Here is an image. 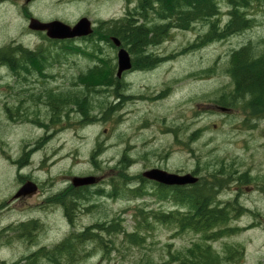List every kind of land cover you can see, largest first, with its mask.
<instances>
[{
	"label": "rangeland",
	"instance_id": "374dc122",
	"mask_svg": "<svg viewBox=\"0 0 264 264\" xmlns=\"http://www.w3.org/2000/svg\"><path fill=\"white\" fill-rule=\"evenodd\" d=\"M124 1L109 4L108 12L122 14ZM229 9L227 3L220 4L216 18L220 27L230 19ZM246 12L254 20L253 26L222 41L206 37L214 19L196 22L187 29H171L153 50L160 58L156 66L124 75L117 91L119 98L108 95L111 88L103 86L98 77L104 63L111 66L116 57L106 42L102 43V54H70L67 62L44 71L49 77L32 76L48 79L47 88L54 92L77 93L90 88L95 91L89 93L92 97L88 102L118 104L113 117L104 114L102 122L96 119L90 126L75 115L65 118L63 113H53L50 120L45 98L42 102L38 98L26 101L29 107L19 114L16 108L22 106L20 100L15 93L7 94L0 84V258H5L0 264H28L22 260L33 250L42 246L48 250L64 240L79 239L77 235L98 223L104 228L99 230L100 240L84 239L82 246H74L75 252L59 263H198L210 246L221 264H255L259 252L264 251V116L257 118L245 102L235 104L231 115H217L209 109L218 101L230 100L234 89L229 71L232 52L249 43L257 54L264 52V5L254 3ZM83 46L86 54L93 53L91 45ZM110 70L116 76V70ZM8 74L0 72L3 77H13ZM76 80H92L98 85L82 89L74 85ZM136 97L144 102H136ZM15 116L16 120L9 118ZM124 157L136 162L129 171L120 166ZM222 162L249 172L251 179L242 184L239 193L229 187L231 191L227 188L229 193L220 197L227 201L238 196L244 209L240 214L229 213L220 223L224 232L218 237L213 235L216 228L181 229L180 219L189 208L157 197L148 184L146 190L152 193L143 196L109 197L99 191H113L109 182H119L121 172L140 169L139 173L154 165L176 170ZM88 174L107 180L90 190L93 199L80 200V209L74 210L71 221L64 205L51 198L65 190L71 176ZM27 177L39 184V191L32 197L15 199ZM173 212L180 216L178 221L159 219ZM31 220L36 228L24 229ZM114 224L116 231L107 232ZM27 229H32L29 238L23 231ZM133 233L141 238L138 243L130 240ZM48 258L40 253L33 259L38 260L36 264H50Z\"/></svg>",
	"mask_w": 264,
	"mask_h": 264
},
{
	"label": "flooded vegetation",
	"instance_id": "af4514ba",
	"mask_svg": "<svg viewBox=\"0 0 264 264\" xmlns=\"http://www.w3.org/2000/svg\"><path fill=\"white\" fill-rule=\"evenodd\" d=\"M115 1L116 0H0V72L9 71L8 76L14 77H8L10 78L8 79L7 77L0 75V84L5 87L4 89L7 94L12 95V93H15V96H17L18 100H20L19 102L22 106H17L16 108V110L19 111V114L23 113L26 110V107H29L25 104L26 101L32 102V99L36 100V98H38L42 102L45 98L44 103L46 104L47 112L51 114L50 120L52 119L53 113H63L65 118L72 119V116L75 115V117L80 119L79 122L87 124L85 126H90V123H95L94 121H96V119H98L99 122H102V118L106 117L108 113L111 114V117L114 116V114L118 111V104L114 105L113 102H109V106L106 102L104 105L103 103L97 105L92 103V101L88 102L87 98L92 97L89 93L92 94L95 90L90 88H86V90H84L83 88L91 85H98L97 82L92 80H76L77 83L74 85L81 87L83 90H79L77 93H71L70 91L54 92L53 90H50L52 88H47L50 85L47 82L48 79H34L32 76L35 73H38L41 74V76L49 77V74L45 75L46 73L44 71L51 69L53 66L60 64L61 62H67L70 54L84 53L88 56H93L98 52L102 54L104 51L102 43L104 42L110 44L111 48L115 50L116 56L114 57V60L111 61V66L108 62H105L104 68L109 67V69L112 68L116 71L118 70V51L121 47L126 48L130 54L132 63L131 69L122 73L121 77L117 76L116 78L102 80L103 86L111 88L110 93L106 92L108 95L110 94L113 97L116 96L119 98L117 91L122 85V77L127 73L154 68L160 58L154 54L153 50H155L158 45H161V40L166 36H161L159 32H143V34L148 35L149 41L146 43V46L143 47L142 54L136 55V53L130 50V47H126L122 43L123 41L119 34L121 33L122 35H125L128 33H123V31L118 30L117 25L119 22L126 21V19L139 23L144 21L150 22L149 20L151 19V21L159 20L160 18L155 13V8H152V0H144L146 2L145 11H141L139 9L141 0H125L126 2L122 0L124 1V6L123 13L120 15L116 12H108V10H110L109 4ZM153 1L156 2V0ZM150 9L152 10L150 11ZM82 19H88L92 32L87 35L75 36L73 38L68 36L69 34H66L67 32H65L66 27H74ZM42 24L50 25V27L59 29V31L49 30L47 27L42 28L40 26ZM114 37H117L120 40V46H117L114 43V40L112 39ZM155 40L158 41L156 42ZM84 44L91 45V51L93 53L88 51L89 53L86 54L87 49L82 48L84 47ZM87 48L90 49V46L87 45ZM150 55L155 58L153 60L157 61V63L153 66H150V63H147V65L144 63L145 58H150ZM25 64H29V69L25 66ZM96 65V68H101L100 64ZM30 70L32 72H30ZM38 87L45 88L39 89ZM54 100L60 102H55ZM223 107L225 109H223ZM209 109H211L210 111L212 113L217 115H231L234 111V106H230L226 102L221 101L212 104ZM90 113H94L95 116L88 115ZM102 115L104 116L101 118ZM9 118L11 120L15 118L16 120L17 116ZM122 160L123 158L120 161L121 167H123ZM127 161V168L129 171L136 165V162L128 158ZM154 168L168 170L179 174L189 173L197 179L194 183L176 185L175 190H173V192L175 191V195L178 196V205L186 206V208H190V206L185 200L183 201V195L191 194V200L193 202L191 211L193 209V215L196 213L197 209L201 210V207L205 203H203L202 196H205L206 198L208 211L213 210V208H217L228 215L230 212H234L235 214L243 212L244 205L239 202L238 196L227 201L221 200L220 197L231 191V188L229 187H233V191L239 193L242 188V184H246L251 179L249 172H240L238 168H232L223 162L215 164H194L191 168H181L176 170H171L170 168H166L161 165H154L146 170L140 171L139 173L136 172L140 169L129 172V176L131 177L129 187L138 192L135 196H143L148 193H152L150 189L146 190L147 184L153 187L156 193L157 190L160 192L165 190L164 188L166 185L150 180L144 176L145 171ZM88 175L96 176L98 181L92 185L76 187L71 182V176L68 180H66L68 184L62 193L65 192L69 199L72 191L87 190L90 193L88 201L93 199L91 198L90 190L95 186L101 185L102 182L107 179H105V177L102 178L101 175ZM28 180L32 179L27 177L26 180L22 181L21 185ZM109 186L113 188V191L110 193H106L105 190L102 189L99 191L101 193H105V195L109 197H113L116 194L115 180L111 179ZM227 188H229V191H226ZM155 192L153 194H155ZM32 196L33 195L23 196L19 199H25ZM80 200L83 199L77 200L76 204L71 203V205L68 203L67 207L64 206L65 215L71 221V215L74 210L80 209ZM32 221L33 220H31V222ZM195 221L198 222L199 225L205 224L204 222H201L199 218H196ZM196 226H198V224H195L194 228ZM26 231V236L29 238L32 230L28 232L27 229ZM68 240H70L69 242L71 244ZM68 240H64L62 243L55 245L54 248L49 250H47L44 246L40 249L37 248L31 253L25 255V258L22 261L25 262L28 259H33L40 253L46 254L49 257L48 261L51 262L50 260H52V264L59 263L58 260L60 261L61 258L62 260L68 259L70 252H75L73 250L74 246H82L84 241L81 239ZM2 246L3 245H0V247ZM50 250L51 252H49ZM231 260V256L229 255L228 262L231 263ZM0 261L4 263L5 258H0ZM244 263L245 262L243 261L232 264ZM255 264H264L263 250L259 252V256Z\"/></svg>",
	"mask_w": 264,
	"mask_h": 264
},
{
	"label": "trees",
	"instance_id": "16d2710c",
	"mask_svg": "<svg viewBox=\"0 0 264 264\" xmlns=\"http://www.w3.org/2000/svg\"><path fill=\"white\" fill-rule=\"evenodd\" d=\"M222 2L227 3L230 8V19L225 25L220 27L216 21V18L220 14V4ZM254 3H261L264 5V0H156V2L152 0V8H155V13L160 18L159 20L151 22L144 21L141 23L133 21V24H131L132 21L129 22V20L126 19V21L119 22V24L117 23V25L118 30L123 31V33H128L125 35H122L121 33L119 34L124 42L123 44L126 47H130V50L136 53V55H140L143 52V47L146 46V43L149 41L148 35L143 34V32H159L161 36H166L173 28H191L193 24L199 21L214 19L211 22V29L209 33L206 34V37H209L212 41L226 40L232 35L241 33L253 26L254 20L248 16L246 9L250 8ZM139 9L141 11H145L146 2L144 0H141ZM226 36L229 37L227 38ZM253 46V43H249L232 52L229 71L234 80V89L231 92L230 100H223L222 102H226L230 106L245 102V107L251 110L253 115L259 118L264 116V52L257 54V52H254V49L252 48ZM153 59L155 58L150 55V58H145L144 63L146 65L147 63H150V66H153L155 63H157V61ZM98 77L101 81L105 79L116 78V76L112 74V71L109 69V67L102 69V72L101 74H98ZM54 101L60 102L56 100ZM126 161L127 158L124 157L122 160L124 169H127L128 167V161ZM130 180L131 177L128 173L126 174L121 172L120 181L116 183L115 195H136L138 192L135 191V189H131V187H129ZM118 187L119 192H117ZM164 189L165 190L163 192H160L159 190H157V193L155 192L157 197L170 198L179 204L178 196L175 195V191L173 192V190H175V186H165ZM89 195L90 193L87 190H77L72 191L71 196L68 199L65 192H61L58 195L53 196L51 201L54 203L63 204L67 207L68 203L76 204L77 200L79 199H83L84 201L88 200ZM183 196V201L185 200L186 203L189 204L190 208L182 219H180L179 215H175V212L172 214H164L159 219L165 222H176L180 219L181 229L189 227L194 228L195 224H198V226L195 228L200 230L216 228L217 230L213 232V235L215 237L222 235L224 231L219 227L220 223L225 222L229 215L223 213L217 208H213V210L208 211L205 196H202L203 203L205 202L201 207L202 211L197 209L196 213L193 215V209L191 211V207H193L191 194H185ZM72 218L73 217L71 215V219ZM196 218H199L201 222H204L205 224L199 225V223L195 221ZM36 225V222H32L28 225H23V228H31V226L36 227ZM116 228H118V226L114 224L110 227H107L106 231L112 233L113 231H116ZM92 229L95 231L93 232ZM103 229V224L98 223L97 225L82 231L76 237L81 240H100L99 230ZM31 230L32 229L28 230V232ZM23 231L27 232L26 230ZM129 238L135 243H138L141 239L134 233L130 234ZM207 248L208 249L205 250V252H203L200 256L198 263L189 262L185 264H221L219 256L214 251H212L210 246ZM35 260L36 259H33V261L32 259H28L25 261V263L29 262L28 264H36L37 261ZM49 263L52 264L51 262Z\"/></svg>",
	"mask_w": 264,
	"mask_h": 264
},
{
	"label": "water",
	"instance_id": "95a60500",
	"mask_svg": "<svg viewBox=\"0 0 264 264\" xmlns=\"http://www.w3.org/2000/svg\"><path fill=\"white\" fill-rule=\"evenodd\" d=\"M42 28L47 27L49 30L59 31L57 28L50 27V25L42 24L40 25ZM65 32L66 34H69L71 38L75 36H81V35H87L90 32H92V29L90 27V22L88 19H82L79 21L77 25L74 27H66ZM114 43L117 46L121 45V42L118 38H113ZM118 63L119 67L117 70V76L121 77L122 73L124 71H127L131 69L132 63H131V57L126 48L121 47L118 51ZM223 109H225L223 107ZM144 176L147 177L150 180H154L160 184L163 185H186L189 183H194L197 179L192 174H179L175 172H170L168 170L163 169H149L144 172ZM98 181V178L94 175H87V176H72L71 182L74 186H84V185H90L94 184ZM38 191V184L33 180H28L25 183H23L20 188L16 191L14 194V198H20L23 196H31L35 194Z\"/></svg>",
	"mask_w": 264,
	"mask_h": 264
},
{
	"label": "bare ground",
	"instance_id": "6f19581e",
	"mask_svg": "<svg viewBox=\"0 0 264 264\" xmlns=\"http://www.w3.org/2000/svg\"><path fill=\"white\" fill-rule=\"evenodd\" d=\"M152 9H150V11H151ZM136 12H137V10H136ZM139 13V12H138ZM141 14V13H140ZM131 15H133V14H131ZM130 15V16H131ZM136 15V14H135ZM156 16V15H155ZM209 17V16H208ZM138 18V17H137ZM151 18V17H150ZM154 18V17H153ZM135 20H136V18H135ZM147 20V19H146ZM152 20V19H151ZM151 20H149L150 22H151ZM162 20V19H161ZM138 21V20H137ZM155 21V20H154ZM129 22H130V20H129ZM134 22H136V21H134ZM161 22V21H160ZM130 24V23H129ZM131 24H133V22L131 23ZM120 25H123V24H120ZM120 25H119V27H120ZM110 27V26H109ZM134 28V27H133ZM138 29V28H137ZM239 31V30H238ZM241 31V30H240ZM141 33V32H140ZM236 33V32H235ZM227 34V33H226ZM141 35V34H140ZM145 36V35H144ZM136 37V36H135ZM227 37V36H226ZM229 37V36H228ZM227 37V38H228ZM117 38V37H116ZM113 39V38H112ZM122 39V38H121ZM159 40H160V38H159ZM123 41V40H122ZM145 41V40H144ZM156 42L158 41V40H155ZM154 42V41H153ZM152 42V43H153ZM122 43H124V42H122ZM156 45V44H155ZM129 46V45H128ZM252 48H254V47H252ZM151 50V49H150ZM41 64V63H40ZM29 64H25V66H27V68L29 67L28 66ZM22 66V65H21ZM24 69H25V67H24ZM29 69V68H28ZM16 72V71H15ZM30 72H32L31 70H30ZM22 73V72H21ZM34 73V72H33ZM18 74H19V71H18ZM31 74V73H30ZM35 75H37V74H35ZM20 76H21V74H20ZM27 76V75H26ZM31 76V75H30ZM23 78V77H22ZM33 78V77H32ZM35 79V78H34ZM37 79H38V77H37ZM53 94V93H52ZM55 94V93H54ZM135 94H132L131 96H132V98H135V96H134ZM17 97V96H16ZM136 102H144V100H142L141 98H137L136 97ZM7 108H9L8 106H7ZM10 109V108H9ZM52 120V119H51ZM37 122V121H36ZM56 122V121H55ZM40 123V122H39ZM58 124H59V122H58ZM34 228H36L35 226H34ZM34 230V229H33ZM71 237V236H70ZM71 239V238H70ZM70 240H68V242H69ZM70 243V242H69ZM71 244V243H70ZM59 247V246H58ZM41 248V247H40ZM39 248V249H40ZM49 250V249H48ZM49 252H51V250L49 251ZM48 252V253H49ZM56 252V251H55ZM45 256V255H44ZM56 256V255H55ZM62 256H64V255H62ZM55 259H56V257H55ZM31 260V259H30ZM33 261V260H32ZM38 261V260H37ZM51 262H52V260H50ZM54 261V260H53ZM58 262H59V260H58ZM43 263H44V261H43ZM54 263V262H53ZM33 264V263H32ZM61 264V263H60Z\"/></svg>",
	"mask_w": 264,
	"mask_h": 264
}]
</instances>
